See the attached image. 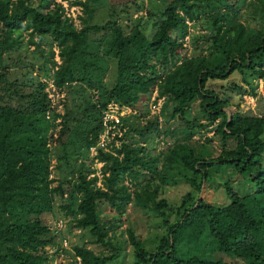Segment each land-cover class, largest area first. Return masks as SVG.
<instances>
[{
  "label": "trees",
  "instance_id": "16d2710c",
  "mask_svg": "<svg viewBox=\"0 0 264 264\" xmlns=\"http://www.w3.org/2000/svg\"><path fill=\"white\" fill-rule=\"evenodd\" d=\"M68 1L84 12L79 27L66 15L61 0H0V264H48L44 247L54 244L57 234L42 214L52 210L55 194L67 196L63 207L77 217L76 226L87 228L93 242L102 247L96 251L85 244L73 245L80 264H110L128 243L133 246L134 264H264V114L238 109L228 115L224 107L229 99L207 85L208 80L226 78L236 70L264 76V26L251 27L238 18L244 3L264 16V0H165L154 12L150 35L136 23L121 22L122 16L131 15V5L140 8L139 0ZM102 5L106 17L100 22L88 20ZM202 15L209 19L210 50L184 54L188 23ZM23 31L45 56L46 77L65 90L56 136L54 131L48 134L58 113L52 108V118L46 117L50 104L46 82L40 78L32 90L21 92L16 79L8 78V58L18 49ZM54 47L60 61L55 59ZM110 56L116 59V79L107 87L104 77ZM87 90L92 99L83 96ZM154 92L173 100L171 115L185 122L182 139L175 137L176 127L165 131L175 141L167 148L162 167L160 153L124 142L117 149L120 157L98 151L97 157L104 161L102 185L97 184V175L87 177L93 172L90 165L80 162L75 167L66 150L56 163L59 178L49 177V140H57L61 147L71 141L78 151L88 150L97 139L100 112L108 102L127 104L145 116L146 101ZM14 95L17 103L5 102V96ZM74 95L83 102V114L75 109L79 99ZM196 99L207 116L206 122L196 125L206 127L217 121L214 133L220 134L222 147L216 155L206 144L197 148L187 141L194 122L185 113ZM144 119V124L130 120V129L139 136L161 131L156 118ZM229 139L234 141L232 146H227ZM173 164L192 171L187 179L197 190L202 180L211 178L214 165L228 166L246 177L247 187L239 191L232 178H225L224 203L192 198L188 191L177 205V217L169 221L163 209L166 200L157 198L161 184L156 178L165 179L161 169L169 171ZM100 201L113 212H106ZM129 204L165 216L167 233L154 249L133 227L119 230L118 236Z\"/></svg>",
  "mask_w": 264,
  "mask_h": 264
},
{
  "label": "rangeland",
  "instance_id": "374dc122",
  "mask_svg": "<svg viewBox=\"0 0 264 264\" xmlns=\"http://www.w3.org/2000/svg\"><path fill=\"white\" fill-rule=\"evenodd\" d=\"M115 0H108V3H112ZM165 0H139L141 5L138 10H135V6L131 5L129 10L131 15L122 16L121 22L127 23L128 20L131 24L136 23L145 34L150 35L152 33V19L154 12L162 8ZM63 2L65 12L70 13L74 24L79 27L82 23L80 18L84 15V12L80 5L71 4L68 0H61ZM65 3V4H64ZM67 4V7L65 6ZM92 17H89L90 21H102L107 15L106 6L102 5L96 8L92 12ZM124 14V13H122ZM238 18L251 27L264 26V16L252 10V7L246 3L240 5V14ZM208 17L202 15L199 19L189 21V32L185 36L186 47L183 50L184 54L192 55L197 54L200 51L209 52V39L206 36V32H209ZM129 24V23H127ZM96 37L95 34L91 35V38ZM21 41L18 44V49L12 51L8 58V63L11 66V71L8 72L9 79H16L17 83L15 86L21 92L32 90L36 85V81L40 78L43 80L46 77L45 67V56L41 55L37 48L28 41V32L23 31ZM45 48V47H44ZM43 56V57H42ZM57 54L55 55L56 58ZM58 58V56H57ZM6 60V54L4 58ZM3 60V63L5 62ZM57 60V59H56ZM60 60V58H59ZM109 63V70L105 74L104 84L107 87H111L116 79V59L114 57H107ZM17 62V64H13ZM49 66V65H48ZM244 77L250 81L253 85V89L250 84L246 83ZM1 84V83H0ZM234 84L241 85L240 88L234 87ZM207 85L213 87L221 96L229 99V104L224 107L228 115L235 110H241L246 114H264V76L257 77L255 73L247 71L245 75L239 71H234L229 74L226 78L208 80ZM13 87V85H12ZM89 95L92 99L91 90L83 93V96ZM78 100V106L75 107L77 112L83 114V102L81 98L75 96ZM5 102L17 103L18 96L12 97L5 96ZM80 102V104H79ZM151 103V104H150ZM150 111L145 115L144 118H156L157 124L160 127V132L153 131V133H145L144 136H139L138 132L131 129L128 130V139L135 144H143L150 153L161 154L159 161V167H162V162L165 161V153L167 148L175 141L174 136L165 131L171 130L176 127V136H182V128H184V120L178 115L172 116L171 112L174 106V101L168 98L166 95L159 96L157 92H154L151 99L145 104L146 108ZM64 108V106H63ZM153 111H152V110ZM186 118L192 119L194 125L191 127L192 136L187 141L199 148L200 144H206L213 155L218 154L222 147L220 134L214 133V128L217 121L207 124L206 127H200L197 122H206L207 116L203 113L199 106V99L193 101L186 109ZM134 118V117H132ZM145 121V119H144ZM143 121V122H144ZM141 123V122H140ZM144 124V123H141ZM58 129V125L53 121V125L48 130L55 132ZM55 135V133H54ZM74 138V135H72ZM68 141H70L68 139ZM234 141L229 139L227 146H232ZM64 149V150H63ZM67 151L72 164L76 167L80 162H84L86 165H90L91 170L98 172V180L101 178L100 165L88 150H79L77 146L71 141L66 144L65 147H61L57 140H51L50 142V153H51V165L50 169L52 176L59 178L61 172L56 167L59 155L63 151ZM166 169V170H165ZM162 175L165 179L157 177V181L160 182L158 187L157 198H164L166 200V206L163 209L166 212V219L172 221L177 217V205L181 203L182 196L186 192L190 191L192 198H203L209 202L224 203L227 201V196L224 191L222 181L225 178H232L233 185L239 191H245L247 187V178L237 175L228 166H211L209 180H202L201 188L195 189L188 181V176L193 173L190 170L179 168L176 165H172L170 170L162 168ZM56 181L51 184L54 185ZM102 185V183H101ZM68 198L66 195L59 196L55 194L52 202V210L46 211L42 214V218L46 224H48L56 232V240L52 245L45 246V252L48 255V264H80L79 259L74 255L73 245L85 244L98 251L102 247L93 242V236L87 228H79L76 226L77 217L69 213L64 204H67ZM100 206L104 207L106 212H113L109 206H105L100 201ZM75 207V203L73 205ZM171 208V209H169ZM176 208V211H175ZM165 216L161 215L155 209H147L146 211L141 210L140 207L133 204L127 206L126 212L123 215L122 224L117 230L118 236L121 237L119 230L126 228L127 226L133 227L144 240L145 245L149 249L159 243L162 235L167 233V224L163 221ZM102 216V219H105ZM125 236V233L123 234ZM135 256L132 244L126 245V250L122 251L114 260L110 261V264H134Z\"/></svg>",
  "mask_w": 264,
  "mask_h": 264
},
{
  "label": "built area",
  "instance_id": "2783aa9c",
  "mask_svg": "<svg viewBox=\"0 0 264 264\" xmlns=\"http://www.w3.org/2000/svg\"><path fill=\"white\" fill-rule=\"evenodd\" d=\"M65 6L67 7V4ZM67 15H70V13L67 12ZM54 49L56 51L55 55L57 54L58 56V58L56 56L55 59H57V61H60L57 47H54ZM43 80L46 82L45 90L47 91V96L49 98V103H50L49 108L46 110V117L52 118V112H53L52 108H54V111L57 112L58 115L54 119H52V122L53 121L56 122L59 128L61 125L60 123L61 115L59 114L63 113V101L65 98V90L63 86L56 85L54 83L53 78H45ZM96 97L97 94L94 93V98ZM150 104H149L148 112L150 111ZM144 117L145 116L140 115V111L137 108H132L127 104L119 103L117 101H110L106 104V106H104L101 109L100 119H99L101 128L98 133L96 141L93 144H91L88 148L89 153L96 160H98V162L101 163L100 165L101 175H102V165L104 161L100 160L97 157L98 151L99 150L106 151L114 155H118L120 157L122 155V152H118L117 149L121 148L122 143L131 142V140L128 139V130L130 129L129 121L132 119H138L141 123H143ZM53 133H55L54 136H56V131ZM50 142L51 141L49 140L48 142L49 146H50ZM131 143L134 144V142ZM94 174L99 176L98 175L99 173L94 170L93 172H90L87 175V177L93 176ZM52 175L53 174L50 171L49 177L54 178L55 176ZM97 184L101 185V178L100 180H97Z\"/></svg>",
  "mask_w": 264,
  "mask_h": 264
}]
</instances>
